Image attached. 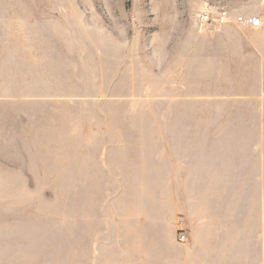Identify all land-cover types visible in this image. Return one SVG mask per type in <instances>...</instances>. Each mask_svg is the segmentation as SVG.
Returning <instances> with one entry per match:
<instances>
[{
    "label": "rangeland",
    "instance_id": "obj_1",
    "mask_svg": "<svg viewBox=\"0 0 264 264\" xmlns=\"http://www.w3.org/2000/svg\"><path fill=\"white\" fill-rule=\"evenodd\" d=\"M0 264H264V0H0Z\"/></svg>",
    "mask_w": 264,
    "mask_h": 264
},
{
    "label": "built area",
    "instance_id": "obj_2",
    "mask_svg": "<svg viewBox=\"0 0 264 264\" xmlns=\"http://www.w3.org/2000/svg\"><path fill=\"white\" fill-rule=\"evenodd\" d=\"M230 21L231 17L225 10L220 11L218 14H215L210 10H205L198 16V25L201 30H204L209 26L224 25ZM233 22L253 29H259L263 24L262 18L256 15H239L233 18ZM179 240L184 243L187 241V237L185 235H181Z\"/></svg>",
    "mask_w": 264,
    "mask_h": 264
},
{
    "label": "crops",
    "instance_id": "obj_3",
    "mask_svg": "<svg viewBox=\"0 0 264 264\" xmlns=\"http://www.w3.org/2000/svg\"><path fill=\"white\" fill-rule=\"evenodd\" d=\"M198 26V28H199V25H197ZM229 26H234V27H236V29H238V30H241V29H247V30H260V29H262V27H263V24H262V26H261V28H259V29H253V28H250V27H246V26H241V25H238V24H236V23H232V24H225V25H219V26H209V27H212V28H206V29H200V31L201 32H206V33H209V34H211V35H215V34H218V33H220L224 28H226V27H229ZM246 43V41H239V43ZM250 43V42H249Z\"/></svg>",
    "mask_w": 264,
    "mask_h": 264
}]
</instances>
